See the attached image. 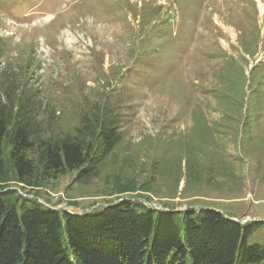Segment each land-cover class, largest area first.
I'll return each instance as SVG.
<instances>
[{
  "label": "rangeland",
  "instance_id": "obj_1",
  "mask_svg": "<svg viewBox=\"0 0 264 264\" xmlns=\"http://www.w3.org/2000/svg\"><path fill=\"white\" fill-rule=\"evenodd\" d=\"M104 103L122 138L95 177L4 185L79 214L216 209L262 222L248 243L264 245V0H1L2 111L38 141Z\"/></svg>",
  "mask_w": 264,
  "mask_h": 264
},
{
  "label": "trees",
  "instance_id": "obj_2",
  "mask_svg": "<svg viewBox=\"0 0 264 264\" xmlns=\"http://www.w3.org/2000/svg\"><path fill=\"white\" fill-rule=\"evenodd\" d=\"M8 114L0 107V264H264V245L248 243L263 223L216 209L161 211L121 199L79 214L20 197L4 185L12 172L31 188L72 171L77 182L95 177L121 141L120 121L104 103L74 135L36 141L30 117Z\"/></svg>",
  "mask_w": 264,
  "mask_h": 264
},
{
  "label": "built area",
  "instance_id": "obj_3",
  "mask_svg": "<svg viewBox=\"0 0 264 264\" xmlns=\"http://www.w3.org/2000/svg\"><path fill=\"white\" fill-rule=\"evenodd\" d=\"M263 203H264V201H263Z\"/></svg>",
  "mask_w": 264,
  "mask_h": 264
}]
</instances>
